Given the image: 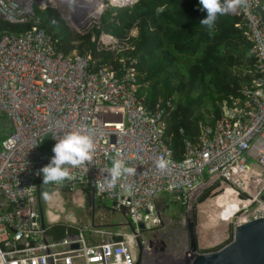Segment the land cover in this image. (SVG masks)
<instances>
[{"label": "built area", "instance_id": "obj_1", "mask_svg": "<svg viewBox=\"0 0 264 264\" xmlns=\"http://www.w3.org/2000/svg\"><path fill=\"white\" fill-rule=\"evenodd\" d=\"M97 4V0H0V18L29 22L37 5L55 8L67 25L81 27V19L89 20ZM258 5L264 10L262 0H248L247 8L238 13L259 75L238 96L222 101L219 117L212 125L200 126L195 142L184 139L181 160L173 158L163 138V111L147 109L138 97L135 59L119 56L113 67L97 62L89 50L65 53L37 21L23 33L0 35V264H135L136 237L145 250L142 264H175L183 255L172 257L163 242L149 239L161 223L158 198L169 196L189 211L216 183L215 197L222 196L223 206L238 204L227 236L231 240L236 225L264 216V22L254 12ZM97 23L94 26L99 27ZM100 34L101 43L99 36L91 38L97 49L117 53L128 48L113 35ZM136 34L133 28L129 35ZM71 130L92 134L93 161L71 169L74 180L49 185L93 187L95 199L125 208L134 233L123 225L100 224L72 227L74 231L67 230L59 240L48 234L51 224L41 222L37 183L43 177L38 173L54 155L56 139ZM162 156L169 161L163 172L156 167ZM248 158L256 167L247 165ZM114 159H122L136 173L105 190L104 178Z\"/></svg>", "mask_w": 264, "mask_h": 264}, {"label": "trees", "instance_id": "obj_2", "mask_svg": "<svg viewBox=\"0 0 264 264\" xmlns=\"http://www.w3.org/2000/svg\"><path fill=\"white\" fill-rule=\"evenodd\" d=\"M32 9L33 19L29 22L11 23L0 18V35L23 33L37 21L38 27L58 39L57 48L65 53L89 50L97 62L113 67H117L119 56L135 59L138 97L147 109L163 111V138L175 160L183 157L184 139L195 142L200 126L212 125L219 117L222 101L230 95L238 96L240 89L259 75L238 10L218 16L209 30L199 24L207 16L199 0H137L130 6L108 7L99 27L93 26L83 34H69L71 31L55 8L34 5ZM133 28L136 36L129 35ZM101 32L126 42L128 48L117 53L97 49L91 38ZM49 143L46 140L43 144L46 152ZM67 190L62 187V191ZM169 198L157 205L170 206ZM67 230L74 231L67 224L55 223L47 231L59 240Z\"/></svg>", "mask_w": 264, "mask_h": 264}, {"label": "rangeland", "instance_id": "obj_3", "mask_svg": "<svg viewBox=\"0 0 264 264\" xmlns=\"http://www.w3.org/2000/svg\"><path fill=\"white\" fill-rule=\"evenodd\" d=\"M132 1L122 6H130L131 3H133ZM101 2H103L102 5L103 6L105 5V7L97 20L93 18H90L89 20L86 19L84 20L85 24L83 23L81 27L79 26L71 27L65 23L66 26L71 31V32L68 31L67 33L69 34L86 33L89 30H91L94 25H96L95 24L96 22H98L97 24L99 26L101 16L108 7L110 6L122 7L121 5L119 6L118 4H111L109 0H101ZM96 15H99V13H96ZM83 19L85 18H82L81 21H83ZM97 42L101 43L100 36L98 37ZM246 163L250 167H256L255 160L252 158H248ZM41 183H43V179L41 180ZM217 186L218 183L206 189L205 191H208L207 195L202 200H199V197L205 193L204 191L192 205V215L194 218L195 226L197 228V232L201 233L200 234L201 244H203L202 232L204 231V229H206V227H208V223H211L213 225L214 222H217L219 220L213 218L212 222H207L205 220V222L203 223L199 219L197 213L198 211H200L201 213V211H203L202 209L206 208L208 202L205 205H200L201 203L206 201L208 198H212L210 200H213L214 199L213 197L218 195L217 191H215ZM90 189L91 186L86 185L84 186L83 191H74L72 189H69L67 191H63L62 194L55 193L52 196V199L49 201L44 202L42 200L45 223H49V224L64 223L74 228L80 226H92V225H100V224L114 228H116L117 225L122 226L123 224L121 223H125L126 216L119 211H112L110 209V207H112L111 200H106L104 198L98 197L97 201L95 199L93 207L90 208V206L86 204V201L84 199V193L85 191H88ZM78 193L81 196L82 202H79L76 199V195ZM165 198H169V197L162 195L158 198L157 202L162 201ZM169 199L172 201L170 203V206L164 207L163 206L164 203L161 204L162 206H158L159 207L158 211L161 217V223L150 233L149 239L159 240V242L161 243L163 242L168 247V251L171 253V256L176 258V256L181 257L186 251L184 247L188 248L189 246L188 232L186 228V219L189 215V211H187V208L183 207L181 204L173 200L171 197ZM48 211L51 214H49ZM209 211L210 208L206 212H203V214H205L206 216L208 215ZM50 215L55 216V218H53ZM234 220H235V216L231 219V221H229L228 229L227 231H225V235L221 238L219 243L216 246L215 245L210 246V248L207 247L206 250H210V249L213 250L221 245H225L230 240L231 235L229 237L227 236L230 234V228ZM161 243H159V246L161 245Z\"/></svg>", "mask_w": 264, "mask_h": 264}, {"label": "water", "instance_id": "obj_4", "mask_svg": "<svg viewBox=\"0 0 264 264\" xmlns=\"http://www.w3.org/2000/svg\"><path fill=\"white\" fill-rule=\"evenodd\" d=\"M254 12L258 13L264 22V10L261 6H256L254 8ZM37 188L39 209L41 211V222L44 225L45 219L42 202H46L51 194H62L63 191L62 188L55 187L53 185H41L39 180ZM73 190L83 191L84 187L76 185ZM84 199L90 208L93 207L95 202L93 187H91L90 190L85 191ZM110 209L112 211H119L125 215V208L123 206L115 208L112 205ZM197 215L200 220L203 219V215L200 211H198ZM121 224L127 227L129 231L133 233L135 232L134 225L127 218L125 223ZM138 226L139 228L144 229L143 223L140 222ZM186 228L188 232L189 246L183 256L179 258L178 261H174L175 264H264V216L236 225L233 229L232 240L215 250L206 249L207 247L210 248V246H216L220 240L214 241L213 244H209L208 246L201 244V233L197 232L192 210H190L186 219ZM135 242L137 246L135 264H142L145 250L143 249L141 240L138 237L135 238ZM149 244L151 245V241H149ZM162 244L164 246V243ZM76 247L77 245H72V248Z\"/></svg>", "mask_w": 264, "mask_h": 264}, {"label": "clouds", "instance_id": "obj_5", "mask_svg": "<svg viewBox=\"0 0 264 264\" xmlns=\"http://www.w3.org/2000/svg\"><path fill=\"white\" fill-rule=\"evenodd\" d=\"M199 4L201 10L207 13L206 18L201 19L199 24L212 30L218 16L234 13L238 9H246L248 0H199ZM56 141L52 148L54 155L38 173L42 174V185L61 184L74 180L75 176L71 169L91 163L94 158L96 148L94 138L86 131L71 130ZM168 166L169 161L163 156L157 159L156 167L161 172L165 171ZM107 172L108 175L104 178V188L110 190L117 185L122 177L135 175L136 169L126 166L122 159H114Z\"/></svg>", "mask_w": 264, "mask_h": 264}, {"label": "bare ground", "instance_id": "obj_6", "mask_svg": "<svg viewBox=\"0 0 264 264\" xmlns=\"http://www.w3.org/2000/svg\"><path fill=\"white\" fill-rule=\"evenodd\" d=\"M109 1L111 4H127V3H130L132 0H109ZM97 2L98 4L95 6V10L91 14H89L87 18L98 17L96 13H99L103 9L104 6L100 2V0H97ZM83 20H86V19H83ZM76 199L79 202H82V199L79 193L76 195ZM223 201L224 200L222 199V196H218L217 198H214L213 200L208 201L206 208L201 207L203 208L202 209L203 211H201L203 215L202 216L203 219L201 220V222L204 223L205 220L207 222H212L213 218L219 220L217 222H214L213 225L211 223H208V227H206V229H204V231L202 232V243L203 244L209 245V244H213L214 241L221 240V238L225 235V231L227 229V225L229 224V221H231L232 217L234 216V213L238 209L237 203H234L230 206H223L222 205ZM209 208H210V211L208 215L205 216L203 212H206ZM190 210H189V213H190ZM52 217L55 218V216H52ZM184 248L187 249V247H184ZM167 258H171V257L169 256Z\"/></svg>", "mask_w": 264, "mask_h": 264}, {"label": "crops", "instance_id": "obj_7", "mask_svg": "<svg viewBox=\"0 0 264 264\" xmlns=\"http://www.w3.org/2000/svg\"><path fill=\"white\" fill-rule=\"evenodd\" d=\"M48 213L51 214L49 211H48ZM50 216H51V215H50ZM52 224H54V223H52Z\"/></svg>", "mask_w": 264, "mask_h": 264}, {"label": "flooded vegetation", "instance_id": "obj_8", "mask_svg": "<svg viewBox=\"0 0 264 264\" xmlns=\"http://www.w3.org/2000/svg\"><path fill=\"white\" fill-rule=\"evenodd\" d=\"M223 246V245H222ZM220 248V247H219ZM213 250H215V249H213Z\"/></svg>", "mask_w": 264, "mask_h": 264}]
</instances>
